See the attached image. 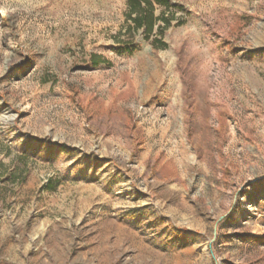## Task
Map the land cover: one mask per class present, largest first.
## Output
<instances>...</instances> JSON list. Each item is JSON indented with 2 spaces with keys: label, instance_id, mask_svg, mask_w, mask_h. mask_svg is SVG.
<instances>
[{
  "label": "rangeland",
  "instance_id": "1",
  "mask_svg": "<svg viewBox=\"0 0 264 264\" xmlns=\"http://www.w3.org/2000/svg\"><path fill=\"white\" fill-rule=\"evenodd\" d=\"M129 1L0 0V264H264V0Z\"/></svg>",
  "mask_w": 264,
  "mask_h": 264
},
{
  "label": "trees",
  "instance_id": "2",
  "mask_svg": "<svg viewBox=\"0 0 264 264\" xmlns=\"http://www.w3.org/2000/svg\"><path fill=\"white\" fill-rule=\"evenodd\" d=\"M169 0H130L129 1V11L127 13V23L128 27L126 29L125 35H129L132 38V44H127V52H134L137 48L134 44V39L136 33L143 31L146 40H150L152 36H157L158 32L162 35V30L168 24V19L165 16H156V6H166ZM155 42L161 43L162 41L155 39ZM98 64V63H96Z\"/></svg>",
  "mask_w": 264,
  "mask_h": 264
}]
</instances>
